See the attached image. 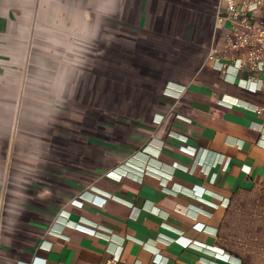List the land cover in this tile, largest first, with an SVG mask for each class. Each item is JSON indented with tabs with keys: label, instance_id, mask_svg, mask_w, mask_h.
Segmentation results:
<instances>
[{
	"label": "crops",
	"instance_id": "0c3cea01",
	"mask_svg": "<svg viewBox=\"0 0 264 264\" xmlns=\"http://www.w3.org/2000/svg\"><path fill=\"white\" fill-rule=\"evenodd\" d=\"M225 5L0 0V264H239L220 229L264 185V93L207 57Z\"/></svg>",
	"mask_w": 264,
	"mask_h": 264
},
{
	"label": "built area",
	"instance_id": "2783aa9c",
	"mask_svg": "<svg viewBox=\"0 0 264 264\" xmlns=\"http://www.w3.org/2000/svg\"><path fill=\"white\" fill-rule=\"evenodd\" d=\"M225 19L231 22L226 31L225 43L221 51L211 49L208 59L215 68L226 71L231 66L232 81L236 80L238 71L245 68L249 78H239L237 82L244 87H250L246 81L254 82V89L264 93V0H226L224 14L219 10L216 12L218 23ZM250 107L258 113L264 109L262 105ZM200 163V160H196L194 165ZM121 252L122 243L119 242L110 251L104 264H122Z\"/></svg>",
	"mask_w": 264,
	"mask_h": 264
},
{
	"label": "rangeland",
	"instance_id": "374dc122",
	"mask_svg": "<svg viewBox=\"0 0 264 264\" xmlns=\"http://www.w3.org/2000/svg\"><path fill=\"white\" fill-rule=\"evenodd\" d=\"M220 242L241 264H264V185L233 194Z\"/></svg>",
	"mask_w": 264,
	"mask_h": 264
},
{
	"label": "trees",
	"instance_id": "16d2710c",
	"mask_svg": "<svg viewBox=\"0 0 264 264\" xmlns=\"http://www.w3.org/2000/svg\"><path fill=\"white\" fill-rule=\"evenodd\" d=\"M232 255H234L236 258H238L240 260V263L239 264H241V259L239 258V256L238 255H235V254H232Z\"/></svg>",
	"mask_w": 264,
	"mask_h": 264
}]
</instances>
